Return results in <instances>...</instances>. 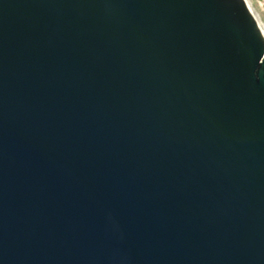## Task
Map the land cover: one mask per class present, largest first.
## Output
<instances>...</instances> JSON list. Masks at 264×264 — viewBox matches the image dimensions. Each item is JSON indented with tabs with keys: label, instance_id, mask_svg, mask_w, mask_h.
<instances>
[{
	"label": "water",
	"instance_id": "obj_1",
	"mask_svg": "<svg viewBox=\"0 0 264 264\" xmlns=\"http://www.w3.org/2000/svg\"><path fill=\"white\" fill-rule=\"evenodd\" d=\"M0 264H264L245 0H0Z\"/></svg>",
	"mask_w": 264,
	"mask_h": 264
},
{
	"label": "rangeland",
	"instance_id": "obj_2",
	"mask_svg": "<svg viewBox=\"0 0 264 264\" xmlns=\"http://www.w3.org/2000/svg\"><path fill=\"white\" fill-rule=\"evenodd\" d=\"M251 1H252V8L253 10H255L254 13L256 17L264 25V7H260L259 4L255 2V0H251Z\"/></svg>",
	"mask_w": 264,
	"mask_h": 264
},
{
	"label": "bare ground",
	"instance_id": "obj_3",
	"mask_svg": "<svg viewBox=\"0 0 264 264\" xmlns=\"http://www.w3.org/2000/svg\"><path fill=\"white\" fill-rule=\"evenodd\" d=\"M245 1H246V3H247L248 7L250 8L251 12L253 13V15H254V17H255L257 23H258V26H259V28H260V31H261V33H262V35H263V37H264V25H263V24L258 20V18L256 17V15H255V13H254V10H253V8H252L251 3H250L248 0H245Z\"/></svg>",
	"mask_w": 264,
	"mask_h": 264
},
{
	"label": "built area",
	"instance_id": "obj_4",
	"mask_svg": "<svg viewBox=\"0 0 264 264\" xmlns=\"http://www.w3.org/2000/svg\"><path fill=\"white\" fill-rule=\"evenodd\" d=\"M250 3H251V5H252V1L251 0H248ZM255 2H257V4H259V6L260 7H264V3H262V2H259L258 0H255ZM255 11V10H254ZM257 14V13H256Z\"/></svg>",
	"mask_w": 264,
	"mask_h": 264
},
{
	"label": "crops",
	"instance_id": "obj_5",
	"mask_svg": "<svg viewBox=\"0 0 264 264\" xmlns=\"http://www.w3.org/2000/svg\"><path fill=\"white\" fill-rule=\"evenodd\" d=\"M258 1L264 3V0H258Z\"/></svg>",
	"mask_w": 264,
	"mask_h": 264
}]
</instances>
